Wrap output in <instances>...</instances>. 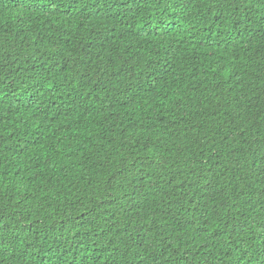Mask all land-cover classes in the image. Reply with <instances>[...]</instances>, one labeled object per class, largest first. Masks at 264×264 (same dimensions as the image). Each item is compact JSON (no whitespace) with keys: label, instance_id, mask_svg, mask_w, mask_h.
<instances>
[{"label":"trees","instance_id":"16d2710c","mask_svg":"<svg viewBox=\"0 0 264 264\" xmlns=\"http://www.w3.org/2000/svg\"><path fill=\"white\" fill-rule=\"evenodd\" d=\"M0 264H264V0H0Z\"/></svg>","mask_w":264,"mask_h":264}]
</instances>
